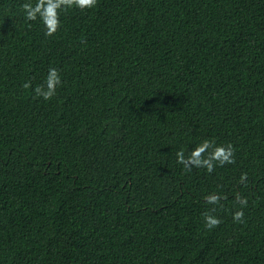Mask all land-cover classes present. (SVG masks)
<instances>
[{
  "label": "trees",
  "instance_id": "obj_1",
  "mask_svg": "<svg viewBox=\"0 0 264 264\" xmlns=\"http://www.w3.org/2000/svg\"><path fill=\"white\" fill-rule=\"evenodd\" d=\"M25 2L0 0V264H264V0H97L51 37ZM205 139L236 162L177 163Z\"/></svg>",
  "mask_w": 264,
  "mask_h": 264
},
{
  "label": "clouds",
  "instance_id": "obj_2",
  "mask_svg": "<svg viewBox=\"0 0 264 264\" xmlns=\"http://www.w3.org/2000/svg\"><path fill=\"white\" fill-rule=\"evenodd\" d=\"M97 0H36L35 4L25 2L22 4V9L27 21H36L39 19L44 25V35L46 37L53 36L60 28V11L61 9H69L77 7L80 10L94 8ZM62 84L59 71L52 67L49 69L45 83L37 85L34 88L36 97H42L44 100H51L57 91V87ZM23 87L28 89L31 87V82H25ZM235 148L231 143L227 145H217L214 141L205 139L196 146L186 157L184 150L176 153L177 163L184 166L187 171L192 168H204L208 173H212L215 167H223L225 164H234ZM240 183L247 185V173H242ZM227 199L219 194H209L205 197V201L209 205H213L211 209L206 211L204 216L205 227L212 230L221 224V219L215 213L217 211L215 205H220L221 199ZM236 203L241 207L233 213V221L235 223H244L243 208L247 207L248 200L246 197L240 196L238 193L235 196ZM222 207V205H221Z\"/></svg>",
  "mask_w": 264,
  "mask_h": 264
}]
</instances>
